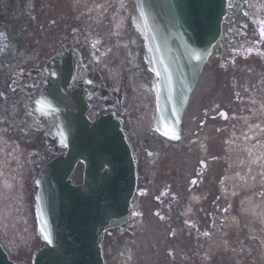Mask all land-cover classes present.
Wrapping results in <instances>:
<instances>
[{"label": "flooded vegetation", "instance_id": "af4514ba", "mask_svg": "<svg viewBox=\"0 0 264 264\" xmlns=\"http://www.w3.org/2000/svg\"><path fill=\"white\" fill-rule=\"evenodd\" d=\"M101 3L106 5L104 11H101ZM230 6L241 7L242 2L230 0ZM122 7L124 12H120ZM135 7L136 0H0V162L11 166L19 162L26 165L24 179L29 204L33 202L35 182L44 167L64 152L53 126L46 123L41 126L33 113L37 100L49 86L58 82L57 74L63 69L64 60H73L76 88L90 81L94 88L103 84L106 91L115 94L114 98L127 95L124 102H117L114 111L124 121L134 92L151 90L153 95L155 74L146 61L145 40L135 35L130 26ZM256 12L264 18V8ZM250 15L254 17L255 13ZM119 17L125 19L128 42L126 45L122 39L119 43L124 44L125 49L120 56L110 59L113 63L120 58L127 64L117 77L105 78L101 74L102 64L97 60L98 53H90L88 43L92 39L105 48L109 42L106 40L113 42L116 31L121 28L120 23L116 25ZM262 30L264 22L260 24L255 20L252 25L248 20L221 41L219 49L227 47L231 51L225 57L227 91L220 94L233 102L246 91V79L251 80L250 88L264 92ZM215 69L220 71L221 63H216ZM87 102L92 104L90 100ZM232 107L233 104L226 106L229 110ZM101 113L105 111H94L92 116L97 118ZM138 133L139 137L132 134V142L149 171L154 168L146 152L152 145L148 141L150 137L140 130ZM145 164L142 166L146 167ZM82 181L83 173L76 184ZM219 186L213 189L212 201L204 205L205 218L195 221L186 220L185 201L181 204L168 195L167 199L161 198L163 212L160 217L167 223V242L159 256L161 259L152 264H258L257 247L249 244L245 235L232 232L237 228L230 221L233 206L227 205L232 202L231 185L227 184L226 189L228 201ZM159 195L164 196V192ZM207 198L208 194L204 199ZM136 238L137 232L130 226L125 232L116 231L113 237L106 239L116 253L122 248L129 250ZM137 261L134 258V263ZM110 264L133 262L128 253L112 254Z\"/></svg>", "mask_w": 264, "mask_h": 264}, {"label": "water", "instance_id": "95a60500", "mask_svg": "<svg viewBox=\"0 0 264 264\" xmlns=\"http://www.w3.org/2000/svg\"><path fill=\"white\" fill-rule=\"evenodd\" d=\"M228 14L227 0L138 1L134 21L150 42L164 80L159 132L172 144L181 138L183 111ZM68 89L66 84L48 91L38 109L40 117L57 114L52 121L69 151L50 163L38 181V234L45 247L36 250L33 264H106L104 235L126 220L136 191L134 153L119 119L104 115L90 121L81 94ZM172 94L184 96L177 117L169 110L176 102ZM78 163L86 166L82 186L72 183ZM0 264H19L1 241Z\"/></svg>", "mask_w": 264, "mask_h": 264}, {"label": "rangeland", "instance_id": "374dc122", "mask_svg": "<svg viewBox=\"0 0 264 264\" xmlns=\"http://www.w3.org/2000/svg\"><path fill=\"white\" fill-rule=\"evenodd\" d=\"M107 54H111V50H109ZM213 63V67L215 68V64L217 63L216 60ZM116 64L117 63H114V68L112 69L114 72H118L119 70V67ZM226 78L227 73L221 72L218 69L215 71L213 68L211 69L209 67L208 70H206L202 84L196 91L186 114V125L192 126L194 132L191 133L190 131H186L185 143L180 150L172 152L163 148V161H161V163L159 162L161 169L159 170L158 176L152 180V184L156 185L159 179L162 183L165 182V184L169 186L167 192L164 194H168L171 198L175 197L177 193H173V191L171 192L172 187H170L169 183L175 181L177 186L180 184V179L183 178L182 172L186 168L185 160L183 159V157H186L184 150L185 148H189L191 142L196 139L198 135L197 132L201 131L199 123L208 118V109L210 106L218 103L225 105L226 96L221 95L220 92H223ZM214 81H216V87H214ZM241 100L242 104L238 102L241 106L233 113V116H231L227 122H224L219 116L215 121L210 118L205 121L204 126L206 127V130L203 131L206 132L205 134L209 140L213 134L211 127H214L215 124H219L217 126L220 128L219 131H217L218 134L213 138L215 142H219L218 144L223 145V142H228L230 140L244 141L245 136L248 142H254L257 140L258 142L263 141L264 143V130L262 128L264 127V96L258 99L252 96L251 93L248 96L243 94ZM152 107L153 101L149 95H141L135 98L129 114L131 131L136 130L138 122H141L143 128L149 127L151 117L149 108L152 109ZM227 116H230V114ZM223 127L226 129L223 130ZM235 127H238L239 129L236 130ZM221 145L219 147H221ZM213 148L217 149L215 144H213ZM251 168L254 169L253 166H251ZM4 181L9 182L10 187L6 188ZM20 185L21 182L14 179L11 180L7 178L4 180V178H0V233L14 256L18 258L21 250H25L27 253H33L36 248L42 245V242L35 235L33 217L29 214V207H25L24 205L22 207L19 206L20 204H23L20 201L25 200V191L23 190L22 192ZM140 190H144L146 193V186L142 185ZM175 191L178 190L176 189ZM146 196L147 195L145 194L142 196L143 203H141L142 212L145 218L147 209ZM233 221L235 222L234 219ZM109 250L108 253L110 252ZM154 256H156V254L151 256L153 257L152 259L155 258ZM143 264L148 263L145 261Z\"/></svg>", "mask_w": 264, "mask_h": 264}, {"label": "bare ground", "instance_id": "6f19581e", "mask_svg": "<svg viewBox=\"0 0 264 264\" xmlns=\"http://www.w3.org/2000/svg\"><path fill=\"white\" fill-rule=\"evenodd\" d=\"M188 131L191 133L194 132V128L192 126H187ZM197 143L198 145L193 147V150L189 156L184 157L185 160V165H186V170L185 173L188 171H191L194 167V158H195V150L197 149L198 152H202L205 154L207 151L206 147V141H207V135L204 132H200L198 135ZM223 159L222 158H217V159H208V170L207 172H212L215 171L216 174H218L217 170H221L223 177L225 179L224 181V194H226V189H227V183H228V178H229V173L230 170L237 169L240 166V161H241V154H234L230 161H229V153L227 151V147L223 146ZM262 169L264 170V162H263V167ZM187 179H191V173L187 174L186 173ZM242 192H245L246 198L243 202V211H242V216L246 218V216L249 218V221L252 225H260L264 227V193H261V196H258L257 194L254 193V191L249 190V187L246 186L243 188ZM135 222V221H134ZM149 230V231H148ZM146 231V234L142 235L140 239V249H141V254L142 258L144 260L147 259V257L150 256V253L152 251L157 252L159 251L162 242L165 239V230L163 227V224L161 221L157 220L156 218L151 219L150 226Z\"/></svg>", "mask_w": 264, "mask_h": 264}, {"label": "snow or ice", "instance_id": "6c2138e0", "mask_svg": "<svg viewBox=\"0 0 264 264\" xmlns=\"http://www.w3.org/2000/svg\"><path fill=\"white\" fill-rule=\"evenodd\" d=\"M262 34H264V30H262Z\"/></svg>", "mask_w": 264, "mask_h": 264}]
</instances>
